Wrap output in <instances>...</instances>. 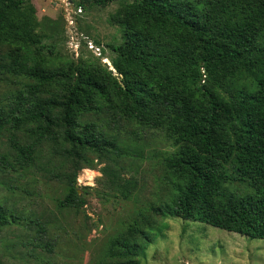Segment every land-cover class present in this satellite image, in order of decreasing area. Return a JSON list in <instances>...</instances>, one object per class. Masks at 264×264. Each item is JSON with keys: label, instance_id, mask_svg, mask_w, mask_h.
<instances>
[{"label": "trees", "instance_id": "obj_1", "mask_svg": "<svg viewBox=\"0 0 264 264\" xmlns=\"http://www.w3.org/2000/svg\"><path fill=\"white\" fill-rule=\"evenodd\" d=\"M90 1L98 7L128 2L111 16L122 38L109 47L115 75L100 65L48 70L0 61V75L35 82L25 95L16 93L0 105V133L9 134L13 153L12 164L0 156V169L30 168L37 143L45 141L52 154L76 158L70 161L66 195L57 203L61 209L73 207L81 153L108 160V155L135 157L95 124L76 121L81 114L107 113L112 124L122 119L164 130L176 146L164 164L179 182L167 202L150 208L154 216L264 240V0ZM20 4L0 0V44L28 38L16 27ZM200 70L206 84L195 85ZM43 85L53 93L38 99ZM18 132L35 137L36 143L20 144ZM99 172L122 200H129L132 180L107 164ZM19 220L0 207V228ZM35 225L44 232L40 223ZM133 232L141 242L111 243L119 250L111 256H141L160 229ZM43 248L51 252L52 245Z\"/></svg>", "mask_w": 264, "mask_h": 264}, {"label": "rangeland", "instance_id": "obj_2", "mask_svg": "<svg viewBox=\"0 0 264 264\" xmlns=\"http://www.w3.org/2000/svg\"><path fill=\"white\" fill-rule=\"evenodd\" d=\"M127 3L115 1L98 7L90 0H21L16 27L28 38L0 44V61H22L48 70L75 65L104 67L105 63L104 68L112 69L115 55L109 47L122 38L111 16L121 13ZM200 73L195 85L206 84L203 71ZM34 84L22 76L0 75V105L16 93L25 95ZM52 93L51 87L43 85L35 97L50 98ZM76 121L95 124L135 157L108 155L112 159L108 160L89 151L81 153L82 160L76 164V198L73 207L63 209L57 203L66 195L73 172L70 161L75 157L54 155L49 144L41 141L30 168L0 169V207L20 219L0 228V264H264V240L198 222L159 218L150 212L151 207L169 200L172 185L179 182L164 164L176 153L168 133L122 119L112 124L107 113L81 114ZM8 137L7 132L0 133V156L12 164ZM15 139L20 144L36 143L26 132L15 133ZM106 164L134 182L129 200H122L101 177L99 171ZM229 188L245 192L239 185ZM136 229H160V233L141 256H111L119 251L111 243L141 242L133 232ZM45 243L52 245L51 252L43 248Z\"/></svg>", "mask_w": 264, "mask_h": 264}, {"label": "water", "instance_id": "obj_3", "mask_svg": "<svg viewBox=\"0 0 264 264\" xmlns=\"http://www.w3.org/2000/svg\"><path fill=\"white\" fill-rule=\"evenodd\" d=\"M107 66H108V65L105 63V64H104V67H107ZM107 70H108L110 73H113V70H112V69L108 68Z\"/></svg>", "mask_w": 264, "mask_h": 264}, {"label": "built area", "instance_id": "obj_4", "mask_svg": "<svg viewBox=\"0 0 264 264\" xmlns=\"http://www.w3.org/2000/svg\"><path fill=\"white\" fill-rule=\"evenodd\" d=\"M80 10H81V9L79 8V9L77 10V12H80Z\"/></svg>", "mask_w": 264, "mask_h": 264}]
</instances>
